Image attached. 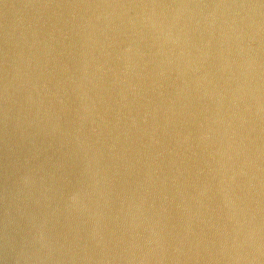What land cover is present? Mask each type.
<instances>
[{
    "label": "water",
    "instance_id": "obj_1",
    "mask_svg": "<svg viewBox=\"0 0 264 264\" xmlns=\"http://www.w3.org/2000/svg\"><path fill=\"white\" fill-rule=\"evenodd\" d=\"M0 264H264V0H0Z\"/></svg>",
    "mask_w": 264,
    "mask_h": 264
}]
</instances>
